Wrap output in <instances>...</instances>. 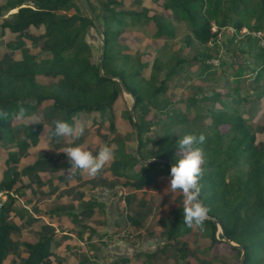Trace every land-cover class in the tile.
I'll return each mask as SVG.
<instances>
[{
	"label": "trees",
	"instance_id": "trees-1",
	"mask_svg": "<svg viewBox=\"0 0 264 264\" xmlns=\"http://www.w3.org/2000/svg\"><path fill=\"white\" fill-rule=\"evenodd\" d=\"M87 1L103 33V40H101V44L103 42L105 45L103 73L107 76L119 77L135 99L134 122L129 112L126 115L133 139L128 136L129 131L123 135L116 130L114 110L116 102L122 95V89L116 81L100 76V56L95 62L91 46L85 41L88 29L94 28L93 21L83 12L81 4H77L75 0H6L0 4V17L2 18L0 34L3 35L8 31L24 40H31V47L39 48V51L29 52L26 50L25 41L22 40L14 47L20 51L19 57L15 56L11 61L0 66V110L8 114L7 118L0 117V145H8L14 140L15 130H12L11 122L15 119L18 124H21V120L16 119L21 107L25 109L26 116H30L38 112L45 102H51V106L43 112L47 123L31 125L28 128L23 127L28 131L30 138L17 141L15 143L17 150L13 147L7 149L6 163L9 161L16 165V158L27 157L29 155L28 146L37 145L41 132L49 138L48 147L57 153V158H59L62 153L58 152L63 149L65 138L63 136L52 137L53 122L65 121L74 126L77 121L81 123L85 121L89 123L88 125H97L93 130L96 129L94 133L96 132L100 142L107 140L105 145L115 146V158L107 169L110 176L115 180L121 179L124 188L144 191L154 187L166 175H170L171 166L159 163L142 166L134 159L135 149L131 153L128 151V144L135 141L134 126L139 135V157L141 159L145 161L149 159L167 160L173 164L180 158L177 145L180 138L163 136L156 139L147 137V134L157 126L155 124L160 123L163 128L188 126L189 129L184 135L203 134L206 137L204 143L197 144L195 147L203 151V176L199 181L200 199L210 209L208 215L210 219L197 227L202 233L208 232L211 243L226 238L242 246L245 250L244 264H252L257 259L255 256H258V260H262L259 256L264 253V141H256L255 133L250 130L244 117L239 114V106L244 105L246 99L236 90L223 94L225 101L218 92H213L210 96L203 97L202 101L188 98L186 112L181 113L174 107L172 99L163 101L164 104H162L160 98L161 95L166 94L168 90L166 83L171 80L170 77L175 69L165 73L164 80L160 81L157 86L155 84L157 76L164 75L162 65H158V59H155L153 64L155 73L151 75L150 80H145L141 76V71L130 74L128 54L116 50V43L122 33L119 27L122 25L129 26L139 21L146 23L152 20L153 30H155L153 40L167 45L166 42L174 37L177 30L172 23L184 22L189 31L187 34L184 33V44L201 47L200 54L194 56L193 60L191 59L190 66L202 65L204 60L214 56L213 53H208V50L212 49L209 43L214 44L220 32L219 30L212 34L210 32L211 23H215L219 29L230 25L225 16L226 2L224 0H164L159 3L158 0H153V3L160 4L167 12L165 16L154 12L148 18L147 9L143 13L125 9L124 0H97L100 5L98 12L95 11L91 1ZM235 1L237 2L235 9L241 10L250 0ZM135 3H139L138 0H135ZM13 10L16 11L10 13ZM69 12H71L70 15L64 16V13ZM256 12L262 15L259 18V24L250 26L237 21L233 23L232 28L236 31L243 27L256 31L262 29L264 1L262 7L257 8L256 4L249 11L252 15ZM7 13H10L8 17H4ZM237 13L242 12L237 11ZM31 29L41 31V33L35 36L30 33ZM239 43L252 53L254 68L251 70L256 75L254 83L258 85L264 79V49L259 47L257 39L251 37H246ZM198 57L201 58L198 59ZM184 63L186 61L178 59L174 66H181ZM142 67L143 64L139 63V70ZM242 68L239 66V69L242 70ZM203 73L204 70L200 75ZM39 76L56 79V81L43 85L36 80ZM206 76L209 75L203 77ZM260 94L264 97V89L259 92ZM199 102H219L222 108L198 107ZM150 109L163 114L162 118L156 116L155 122L147 121L145 117L150 113ZM201 113L204 114L203 117ZM190 114H193L191 118ZM96 116H101L104 120L108 119V126L102 125L104 121L99 123ZM207 119H210L207 127L197 124ZM223 126L228 127L225 132L220 129ZM262 130L264 131V125ZM76 141L80 143L82 139ZM148 145L156 149H149ZM47 160L50 162L52 159L50 157L39 158L38 162L28 166L30 167L28 171L24 168L20 173L16 172L14 165L15 173L4 176L0 181V190H13L17 197L23 196L24 189L33 182L32 180L27 182L26 177H33L38 171L53 170L46 166L49 163ZM63 166L68 168L70 163L63 164ZM115 183L114 181L109 184V187L116 186ZM125 200L128 203V198ZM14 201V197L9 196L7 205L0 209V264H3L6 259L10 247L9 241L14 233V226L7 218ZM95 204L96 201L93 200L91 203H83L80 206L83 208L82 211H86L89 213L86 215L90 216ZM140 205H143V202ZM56 211H51L52 219L55 221ZM64 215L71 218L72 223L77 225L78 234L82 231L89 234L94 233L89 225L82 224L77 212L69 211ZM182 216L174 218L168 229V240L177 237L179 229H182L184 233L188 232ZM127 219L134 226H141L139 221L129 217ZM216 222L223 231V234L218 233V236H215L218 232ZM47 233L49 234L38 236L35 243H24L27 255L21 264H44L48 258L53 256L50 244L54 241L55 232L51 227H47ZM181 246L178 251L181 257L186 259L190 252H185L183 249L186 244L183 243ZM230 248L240 258L241 251L236 247L230 246ZM127 262L122 260L124 264ZM186 264L190 263L186 262Z\"/></svg>",
	"mask_w": 264,
	"mask_h": 264
},
{
	"label": "rangeland",
	"instance_id": "rangeland-1",
	"mask_svg": "<svg viewBox=\"0 0 264 264\" xmlns=\"http://www.w3.org/2000/svg\"><path fill=\"white\" fill-rule=\"evenodd\" d=\"M4 1L6 0H0V4ZM90 1L95 11L98 12V10H100L99 2L97 0ZM224 1L226 2L225 7L227 9L225 10V16L230 25L220 31L221 33L218 40L214 44L211 42V45H209L212 49H209L208 53H213L215 57L213 56L211 59L204 60L202 65L190 66L194 56L200 54L201 47L198 48V45L194 44H191L190 46L184 44V35L188 32L184 29L183 23H172L177 30L174 37H172L171 40L169 39V42H166L167 45L153 40V34L155 31L153 28L150 31H146L140 27L131 28L122 25L119 27L122 33L116 43V50L123 54H128L130 61V74L141 71V76L145 80H150L151 75L155 73L153 64L154 60L158 59V65H162L164 75L157 76V82L155 81L157 86L160 81L164 80L165 73H169V71L175 69L170 77L171 80L166 83L168 86L166 94L161 95L160 98L162 104H164L163 101L172 99L174 107L181 113L186 112L185 107L187 106L188 98L202 101L203 97H208L213 92H218L225 101L223 94L228 92L231 93L233 90H236L240 96L246 99L244 105L239 106V114L241 117H244L246 125L255 133L256 141L263 142L264 131L262 130V126L264 125V97L261 94L259 95V92L264 89V79L258 85L254 83L256 75L251 70L254 68L252 53L245 46H241L239 43V41H241L239 37L233 36L232 25L237 21H241L250 26L259 24V18L262 16L260 14L258 15L260 11L256 12L255 15L250 14L249 11L256 4L257 8L262 7L264 0H250L245 4V8H242L241 10L235 9L237 4L235 0ZM75 2L80 4V0H75ZM155 6L158 7V9L161 8V10L154 7L147 10L165 16L167 11H164L160 4H155ZM123 7L125 9H132V1L126 0L125 6L123 5ZM236 10L238 12L241 11L242 13L238 14ZM15 11L16 10H13L10 13H14ZM10 13H7L4 17H8ZM70 14L71 12L64 13V16ZM1 21L2 18L0 17V24ZM260 30L264 35V26ZM224 31L225 33H223ZM30 33L38 36L41 31L31 29ZM232 37L234 38L232 39ZM22 40L25 41L26 50L29 52L37 53L39 51V48L31 47V40H24L22 37L11 34L8 31L4 32L3 35L0 34V66L8 63L11 59L15 58V56L19 57L20 51L14 47ZM85 41L91 46L93 60L95 62L98 61L101 51V38L97 35L94 28L91 27L88 29L85 35ZM260 45H262L261 42L259 43V46ZM200 58L201 57H198V59ZM178 59H182L186 61V63L181 66H174ZM139 63L143 64V67L140 70L138 68ZM239 66L243 67L242 70L239 69ZM202 70H204V73L200 75ZM204 75L209 76L203 77ZM36 80L43 85L51 84L56 81V79L45 78L42 76L37 77ZM133 81L137 82V80ZM171 82L173 84L172 86ZM131 105L132 99L122 92L121 97L115 104L114 113L117 132L126 135L129 131L128 136L133 139L130 135V128H128V122L126 120V115L127 112H129ZM50 106L51 102H45L38 109V112H35L34 114L32 113L30 116L35 115L38 118L35 121L24 119L21 120V124H18L17 120L14 119L11 122L13 127L12 130H15L13 133L14 140L8 145H0V181L4 176L13 175L15 170L20 173L26 168L28 171L30 168L28 166L32 165L34 162H38L39 158L47 157H50L52 160H50V162L47 160L49 163H47L46 166L53 170L45 171V173L56 175L49 179V183L45 190L41 188V185H38L35 188L32 184H29L24 189L23 196L19 195V197H17L13 190H0L1 192H7L9 196L14 197L15 199L12 210L7 215L8 221L14 226V233L9 241V252L3 264H21L27 255L23 246L24 243H35L38 239V235L41 236L47 234L48 226L53 230L57 229L56 231L60 232V235L65 232V229L70 228L64 226L63 222L66 219L64 213L73 210V200L66 202L68 204L59 202L60 197L63 199L65 194H63L64 190L62 191L59 187H54L55 189H53L54 180L58 179L60 173L66 171V176L69 178L76 176L75 179L81 180L79 186L87 181L92 182L91 179L86 180L87 176L81 174L82 171L78 170L69 174L68 169L70 167L64 168L63 166V164L69 163L66 155L62 153L61 160H59L60 156L57 158V153L53 151H51L52 154H50L48 150H46L47 153L45 154V152L42 151L43 148L40 144L28 146L27 151L31 152L32 155L16 158V165L14 162L8 161L6 163V160L8 159L7 149L13 147V149L17 150L15 144L17 141L24 140V138H30L28 131L23 129V127L28 128L29 126L31 127V125H37L39 123L45 125L47 122L45 121L43 112ZM203 106H212L217 109L222 108L219 102L198 103V107ZM149 111L150 113L145 117L147 121L151 120L155 122L156 116L161 118L163 116V114L156 112L154 109H150ZM192 115L193 114H190L189 117L191 118ZM200 115L202 117L204 116L203 113ZM96 119L99 123L104 121L102 125L108 126V119L104 120L101 116H96ZM208 123H210V119L205 120L203 123L202 121H199L197 124L206 126ZM76 125H83V123L77 122ZM155 125L157 126L150 130L147 137L156 139L163 136H170L174 139L182 138L189 129L188 126L163 128L161 123ZM227 128L228 127L226 126L220 127L222 132H225ZM94 131H96V129L89 132L85 137L90 140L94 136V141H98L94 150V153H96L101 146L105 145L107 140H102V142H100ZM40 135H43L41 138L42 141L44 140L45 143L49 142V138L46 137L44 133L41 132ZM109 137H111V135ZM64 138L65 144L62 147L63 149L65 147H74L76 142H78L76 141L77 139L71 137ZM129 144L128 151L131 153L136 147V142L133 141ZM46 148L50 149V147ZM148 148L156 149L151 145H148ZM61 152L58 153L60 154ZM178 156L180 157V153H178ZM14 165L16 166L15 170L13 169ZM136 169H138V167ZM77 176L80 178L78 179ZM83 177L85 178L83 179ZM115 182L116 186L121 190V182H118L117 179ZM169 184L170 175H166L154 187H150L147 190L145 189V191L135 192L130 188H125V191L117 192L109 198L111 194L110 192L104 193V191L100 192L97 190L94 199L91 197L88 200H85V202L91 203L92 200H94L99 205L105 206L100 210L99 215L94 217L96 219L92 220L94 226L98 229V233L100 234L99 237H96L95 231L93 234H88V232L82 231L81 234H83V232L84 234L81 237H78L75 230H70V234L68 231V234L71 236H63L62 234L60 238L54 237V241L50 244V247L54 245H57L58 247L56 250L53 249L54 252L51 250L53 256L48 258L44 264H122V260L126 259L131 261L129 264H146L151 263V258L154 257L150 255H155L156 257L152 264H186V262H189L190 264H238V254L232 251L228 244L223 243L224 241L222 239H220L219 242L211 243L208 232H200V228L197 226L191 228L188 227V232L186 233H184L182 229H179L177 237L172 240L167 239L168 229L172 225L174 218L183 215L184 199L183 194L180 191L175 193L169 191L166 193ZM29 187L32 188V194H27ZM99 187L102 188L101 183L99 184ZM9 196L5 205L9 202ZM127 198L129 200L128 203L125 200ZM141 202H143V205H140ZM52 210H57V215H55L58 219V222H55L57 226L44 224L48 222L49 218H52ZM81 214L82 215L80 216H83V211ZM128 217L139 221L141 226H134L128 221ZM61 218H63V222L60 221ZM38 221L40 226L37 229H32V224H36ZM40 221H43V223H40ZM114 223L118 226L113 227ZM218 233H220L219 229L215 236H218ZM67 239L73 241V243L69 242ZM110 239L115 242L109 241ZM67 242L70 244L68 243L67 245ZM64 243L65 249L62 248ZM183 243L186 244V247L183 248L185 252H190V255L186 259L182 258L181 253L178 251ZM119 245H122L123 248H120L121 246ZM150 251H152V254L149 255L148 253ZM255 257L257 259H255V263L252 262V264H264V253L259 256L262 260H258V256Z\"/></svg>",
	"mask_w": 264,
	"mask_h": 264
},
{
	"label": "clouds",
	"instance_id": "clouds-1",
	"mask_svg": "<svg viewBox=\"0 0 264 264\" xmlns=\"http://www.w3.org/2000/svg\"><path fill=\"white\" fill-rule=\"evenodd\" d=\"M7 113L0 110V117L7 118ZM16 119L35 121L38 118L35 115L26 116L25 109L21 107L16 115ZM54 131L52 137H71L79 139L84 135L83 125L73 126L65 121H54ZM206 140L203 134L184 135L177 141L180 158L170 169V184L167 192L175 193L177 191L183 194V222L191 228L202 226L208 219L210 209L200 199L201 185L199 183L203 176L204 164L203 151L197 144H202ZM61 153H64L70 163L68 173L76 171L86 172L90 177H95L115 158V146L104 145L96 155L91 151L85 150L83 145L74 147H65ZM151 161V160H150Z\"/></svg>",
	"mask_w": 264,
	"mask_h": 264
},
{
	"label": "crops",
	"instance_id": "crops-1",
	"mask_svg": "<svg viewBox=\"0 0 264 264\" xmlns=\"http://www.w3.org/2000/svg\"><path fill=\"white\" fill-rule=\"evenodd\" d=\"M131 1L133 3V8L131 9V11H133V12H137V13H141L142 12L143 13L145 11V8L149 9V8H152V7L158 9V7H156L155 4L152 3V0H138L139 3H135V0H131ZM163 1L159 0V3H162ZM125 2H126V0H124V4H125ZM141 2H142V4H141ZM158 10H161V8H159ZM147 12L148 13H146V14H147L148 18H150L153 15V13H154L152 11H147ZM181 23L184 24V22H181ZM147 25H149V26H147ZM126 27H131V28L140 27L142 29H145L146 31H150L154 27V23H153L152 20H148V22H146V23L142 22V21H139L138 23H136L134 25H129V26H126ZM184 29H186L187 32H189L188 28L186 27L185 24H184ZM175 33H176V31H175ZM88 124H89L88 122H85V121L83 122V126L85 128V132H84V135L80 138V139H82V142L76 143L74 146L83 145L85 150H88V151H91L92 153H94V150H95V148L97 146V142L98 141H94V136L90 140L86 139L85 136L88 135L89 132H92L93 128L97 127V125H88ZM74 126H79V125H74ZM42 136L43 135H39V139L40 140H39V142L37 144L42 145V148H43L42 151L45 152L46 150H48V152L50 154H52L51 150L49 148H46V147H48V144L45 143L44 140L43 141L41 140ZM96 153H98V151H96ZM30 155H32L31 152H29V156ZM94 155H96V154H94ZM59 160H61V155H60V159ZM109 165H110V163L108 165H106L105 168L99 173V175H97L95 177H90L86 172H82L81 174H84V175L87 176L86 180L91 179L92 182L87 181L81 186H79V183H81V180L75 179L76 176H73V177L69 178V177L66 176V171L60 173L59 176H58L59 180L55 179L54 180V185H53V189L59 187V189H62V191L64 190L63 194L64 193L65 194H64V196L62 195L63 199H62V197H60L59 202L66 203V202H69V201L73 200V203H72L73 210L72 211L75 212V213L77 212L79 214V216H80V215H82L81 212H82V209H83L81 206L83 205V203H86L85 200H88L91 197H92V199H94V197H95L94 195L97 194V190L100 191V192L104 191V193L110 192L111 194H110L109 198L112 197L117 192L125 191V188L123 187V183H122L121 179L118 180V181L121 182L120 184H122V186L120 187L121 190H119L118 186H112V187L110 186L109 187V184H112L115 181V178L113 179L110 176L109 172L107 171V169L109 168ZM35 174L36 175L33 176V177H30V176L26 177L27 182H29L28 180H32L33 181L32 185L35 188L38 185H41V188H43L44 190H45V188H47V184L49 183V179H51L52 176H56L55 174H50V173H45V172H40V171L36 172ZM22 177H24V176H22ZM63 177H64V180H63ZM84 178L85 177H83V179ZM100 183H101L102 188L99 187ZM115 185H116V183H115ZM99 188H101V189H99ZM31 189L32 188H30V187L28 188L27 194H32ZM134 191L136 192V190H134ZM138 192H140V191H138ZM66 204H68V203H66ZM103 206L104 205H99L96 202L95 208H94L93 212L90 213V216L86 215V214H89V213H86V211H83V216H80L81 220H82V224L89 225L92 228L93 232L95 231L96 237H99L100 234L98 233V229H97V227L94 226V223H93L92 220L96 219L94 217H97L99 215L100 210L103 208ZM74 209H75V211H74ZM120 214H122V213H120ZM60 221L63 222V218H61ZM55 222H58V219H56V221H55L52 218H49L48 222H46L44 224L45 225H51V226H53V225L57 226V224ZM38 223H39V221L36 224H32V226H33L32 229H37L40 226ZM40 223H43V221H40ZM63 225L70 227L69 229H65V232L62 233L63 236H71V235H69L71 233L70 230H75V233H76V235L78 237H79V235L82 236L84 234V232H83V234H81V232L78 234L77 225L72 223L71 218H67L66 217V219L63 222ZM117 226H118L117 224H115V223L113 224V227H117ZM56 230H54V232H55V236L54 237L60 238V236L62 234L60 235V232H57ZM68 231H69V234H68ZM47 234H49V233H47ZM68 241L73 243V241H71V240H68ZM109 241H113V240L110 239ZM69 242H67L66 244L68 245ZM113 242H115V241H113ZM54 246H51V250L52 251H53V249L56 250L57 247H58L57 245H54ZM119 246H121L120 248H123L122 245H119ZM62 248L65 249V243H64ZM148 254L149 255L152 254V251H150ZM145 256H147V255H145ZM150 256H154V257L151 258V263H146V264H152L155 261V258H156L155 255H150ZM144 259L147 260L146 258H144ZM140 260H143V259H140ZM126 261H128V262L125 263V264L131 263L130 260L126 259Z\"/></svg>",
	"mask_w": 264,
	"mask_h": 264
},
{
	"label": "water",
	"instance_id": "water-1",
	"mask_svg": "<svg viewBox=\"0 0 264 264\" xmlns=\"http://www.w3.org/2000/svg\"><path fill=\"white\" fill-rule=\"evenodd\" d=\"M80 4L83 8V11L92 18L93 21V25H94V29L97 33V35L101 38V40H103V33L102 30L100 28V24L96 18V16L94 15V13L92 12V9L88 3L87 0H80ZM104 51H105V45L102 42L101 44V53H100V65H99V73L101 77H107L113 81H116L117 83H119L122 92L125 95H128L131 99H132V105L131 108L129 110L130 113V117L132 118L133 122H134V107H135V99L134 97L131 95V93L126 89L123 81L119 78V77H111V76H107L103 73V67H102V62H103V57H104ZM134 133H135V142H136V147H135V151H134V159L139 162L142 166H149L152 163H159V164H165V165H169V166H173L174 164L171 162H168L167 160H157V159H149V160H143L139 157V135H138V131L137 128L134 126ZM151 160V161H150ZM210 219V218H208ZM214 220V219H213ZM217 228L219 229L220 233L223 234V231L221 229V227L219 226V224L216 222ZM222 240L224 242H226L227 244H229L231 247H236L238 250L241 251V255L239 258V262L238 264H244V260H245V250L242 246L234 244L232 242H230L228 239L226 238H222Z\"/></svg>",
	"mask_w": 264,
	"mask_h": 264
},
{
	"label": "built area",
	"instance_id": "built-area-1",
	"mask_svg": "<svg viewBox=\"0 0 264 264\" xmlns=\"http://www.w3.org/2000/svg\"><path fill=\"white\" fill-rule=\"evenodd\" d=\"M224 28H218L217 26H216V24L215 23H211V28H210V32L212 33V34H215L216 32H219V30L221 31V30H223ZM232 31H233V36L234 37H239L240 38V40H242V39H244V38H246V37H251V38H255V39H257V41H258V45H259V43L261 42L262 43V45H260L263 49H264V35H263V32L260 30H249V29H247V28H245V27H243V28H241L240 30H238V31H236L234 28L232 29ZM219 35H220V32L218 33V37H219ZM209 45H211V42L209 43ZM259 46V47H260ZM8 195L9 194H7V192H1L0 191V209L2 208V207H4V205H5V203L7 202V199H8Z\"/></svg>",
	"mask_w": 264,
	"mask_h": 264
}]
</instances>
